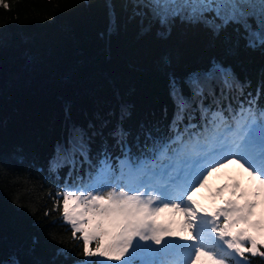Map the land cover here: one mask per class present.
Wrapping results in <instances>:
<instances>
[{"label": "snow or ice", "instance_id": "6c2138e0", "mask_svg": "<svg viewBox=\"0 0 264 264\" xmlns=\"http://www.w3.org/2000/svg\"><path fill=\"white\" fill-rule=\"evenodd\" d=\"M104 7L111 35L122 21L113 0ZM119 8L127 14L125 26L137 21L141 34L158 26L156 34L166 39L179 20L203 25L213 45L220 40L229 55L241 41L245 50L264 53V0H121ZM161 61L171 62L167 54ZM260 76L255 95L245 92L250 79L241 82L215 57L183 78L170 76L173 114L166 131L141 121L133 136L124 127L131 113L123 103L118 111L95 112L85 125L73 122L70 106L65 108L66 132L48 168H67V176H75L56 193L61 219L83 241L84 259L75 264H250L246 253L264 258V239L256 235L264 236V216L253 218L264 202V105L257 102L264 70ZM232 162L255 186L242 187L229 177L214 193L228 192L223 205L202 206L195 199L198 189ZM59 207L54 200L53 210ZM165 212L171 219L160 218ZM56 255L67 253L58 249Z\"/></svg>", "mask_w": 264, "mask_h": 264}, {"label": "trees", "instance_id": "16d2710c", "mask_svg": "<svg viewBox=\"0 0 264 264\" xmlns=\"http://www.w3.org/2000/svg\"><path fill=\"white\" fill-rule=\"evenodd\" d=\"M113 2L122 26L109 35L105 0H0V264L13 257L19 264L84 258L83 241L59 219L56 196L75 176L48 168L66 132L67 106L72 121L85 125L95 112L123 103L131 113L124 127L133 136L141 121L166 131L173 114L169 77L205 68L211 57L230 65L241 82L250 79L245 92L255 95L264 53L245 50L241 41L229 55L203 25L179 20L166 39L158 26L141 34L137 21L123 23L121 0ZM165 54L169 64L161 61ZM257 102L264 105V94ZM114 124L115 118L109 128ZM58 249L67 255L57 256ZM248 261L264 264L259 255Z\"/></svg>", "mask_w": 264, "mask_h": 264}, {"label": "rangeland", "instance_id": "374dc122", "mask_svg": "<svg viewBox=\"0 0 264 264\" xmlns=\"http://www.w3.org/2000/svg\"><path fill=\"white\" fill-rule=\"evenodd\" d=\"M229 177H234L237 180H239L242 187L249 188L255 186L250 181L248 174L245 173L238 164L232 162L227 164L225 168L221 169L219 173H214L213 176L209 178L208 185L204 188L198 189V191L195 194V199L198 200L200 204L204 207H214V206L223 205L224 199L228 197V192L225 191L223 193V196H215L214 193L215 190L219 187V185H221V181L224 180L223 181L224 183L228 182ZM106 191H108V189L104 190V192ZM261 200H264V197H261ZM255 211H256V216L253 217L254 219L261 218L262 216H264V202L260 203ZM160 218L162 220L171 219V216L169 213L165 212L161 214ZM175 219L177 221L183 220V216L177 214ZM221 223H222V219H221ZM256 235H258L259 239H264V236H261L259 234ZM90 247L95 248V243L94 242L91 243ZM259 247H260V251H264V246H259ZM245 258L247 260L249 259L248 253L245 254ZM110 264H116V262H110ZM228 264H232V261H229Z\"/></svg>", "mask_w": 264, "mask_h": 264}]
</instances>
